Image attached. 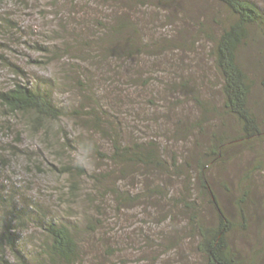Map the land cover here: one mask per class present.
Instances as JSON below:
<instances>
[{
  "label": "rangeland",
  "instance_id": "374dc122",
  "mask_svg": "<svg viewBox=\"0 0 264 264\" xmlns=\"http://www.w3.org/2000/svg\"><path fill=\"white\" fill-rule=\"evenodd\" d=\"M253 1L264 9V0ZM215 11L227 13L208 0H152L145 6L122 0H0V90L51 78L56 102L67 112L35 122L0 103V192L18 203L40 200L83 222L84 264H205L191 213L180 201L191 195L190 181L105 156L113 151L116 131L126 144L153 143L169 160L187 158L195 166L192 160L221 125L235 133L236 120L214 108L221 109L223 94L211 46L205 40L194 44L195 22ZM123 15L132 20L144 50L129 60L109 56L96 36L99 21L117 23ZM258 32L245 52L264 122V44ZM197 98L211 106L201 109ZM200 117L209 120L202 128L196 125ZM248 146H232L226 164L213 168L216 190L231 210L239 181L264 142ZM257 177L264 185V173ZM193 189L198 197V186ZM201 199L199 207L213 219ZM22 230L27 238L42 236L34 226ZM235 240L251 260L264 247V213L255 215L249 232L237 231ZM258 261L264 264V255ZM11 264L20 263L11 258Z\"/></svg>",
  "mask_w": 264,
  "mask_h": 264
},
{
  "label": "trees",
  "instance_id": "16d2710c",
  "mask_svg": "<svg viewBox=\"0 0 264 264\" xmlns=\"http://www.w3.org/2000/svg\"><path fill=\"white\" fill-rule=\"evenodd\" d=\"M208 1L217 2L227 13L220 15L215 11L207 21L195 22L197 30L193 35L197 39L194 44L205 40L211 46L210 52L222 81L223 94L221 109L214 108L223 110L236 120L235 133L231 134L224 124L221 125L213 133L208 148L192 160L195 166L187 158L185 163L180 162L179 158V161L174 158L169 160L166 156L168 153L153 143L126 144L116 131L113 133V151L105 157L122 166L137 164L151 170L173 172L182 176L184 183L190 181L191 195L180 201L191 213L190 223L197 236L196 249L203 255L205 264H259L264 247L248 260L239 251L235 237L237 231L242 234L249 232V224L255 215L264 213V185L257 177L264 173V149L256 151L257 156H253L239 181L240 196L234 201L235 210H231L217 192L213 168L226 164L232 146L245 147L251 143L264 142V122L258 107L260 102L254 100L257 80L249 71L245 52V46L256 41V29L259 31L257 41L264 44V9L253 0ZM151 2L122 0V3H135L136 6ZM110 21L112 19L109 22L99 21L97 26L100 33H96V36L103 43L104 51L109 56L124 57L126 60L139 57L144 50L137 40V30L132 26V20L123 15L117 23L110 24ZM52 80L39 77L37 81H18L12 88L0 90V103L13 113L31 115L35 122L65 116L67 112L56 102V84ZM261 84L264 88V81ZM197 101L201 109L203 105L208 108L211 106L201 98H197ZM261 101L264 109V98ZM206 122L209 120L200 117L196 125L202 128ZM102 125L96 123V130L105 132L106 128ZM234 156L230 158L237 157ZM195 186L200 190L198 197L193 195ZM201 198L211 207L213 219L208 220L199 207ZM29 200L28 203H18L13 196H5L0 192V210L3 211L0 213V264H11V258L20 264H84L83 222L54 211L40 200L31 197ZM93 221L92 218V225ZM28 226H34L42 236L27 238L21 231Z\"/></svg>",
  "mask_w": 264,
  "mask_h": 264
}]
</instances>
